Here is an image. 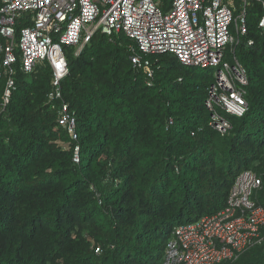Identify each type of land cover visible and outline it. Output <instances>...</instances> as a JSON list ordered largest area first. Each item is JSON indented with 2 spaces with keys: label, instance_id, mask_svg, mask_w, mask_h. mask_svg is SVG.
<instances>
[{
  "label": "trees",
  "instance_id": "trees-1",
  "mask_svg": "<svg viewBox=\"0 0 264 264\" xmlns=\"http://www.w3.org/2000/svg\"><path fill=\"white\" fill-rule=\"evenodd\" d=\"M161 1L168 10L172 0ZM262 15L253 4L247 35L226 53L249 83L247 112H221L231 124L224 135L205 104L208 69L154 55L149 85L124 33L98 31L79 54L65 47L62 91L77 119L79 164L49 103L50 64L25 73L18 62L7 103L0 80V264H161L174 229L224 209L244 170L261 178L253 197L264 206ZM220 264H264V244Z\"/></svg>",
  "mask_w": 264,
  "mask_h": 264
},
{
  "label": "built area",
  "instance_id": "built-area-1",
  "mask_svg": "<svg viewBox=\"0 0 264 264\" xmlns=\"http://www.w3.org/2000/svg\"><path fill=\"white\" fill-rule=\"evenodd\" d=\"M255 3L261 5L259 26L264 28V0H172L168 10L161 0H3L4 101L15 89L18 62L25 73L48 62L52 69L49 103L57 111L59 126L76 142L73 160L79 164L77 119L62 91L69 72L65 47H76L79 54L98 31L108 36L124 33L136 42L131 61L146 72L149 85L155 74L154 55L173 53L185 66L213 69L214 82L205 104L211 111V126L224 135L231 124L221 112L241 117L248 110L247 69L236 57L227 60L226 53L247 35L246 14ZM19 22L26 25L17 38ZM261 188L257 173L241 172L224 209L174 229L161 264H220L264 244V206L253 197Z\"/></svg>",
  "mask_w": 264,
  "mask_h": 264
},
{
  "label": "rangeland",
  "instance_id": "rangeland-1",
  "mask_svg": "<svg viewBox=\"0 0 264 264\" xmlns=\"http://www.w3.org/2000/svg\"><path fill=\"white\" fill-rule=\"evenodd\" d=\"M208 72L211 73V74L214 73L213 69H208Z\"/></svg>",
  "mask_w": 264,
  "mask_h": 264
}]
</instances>
